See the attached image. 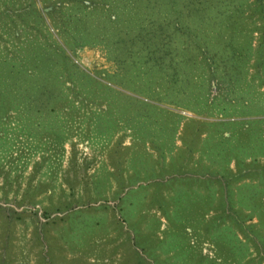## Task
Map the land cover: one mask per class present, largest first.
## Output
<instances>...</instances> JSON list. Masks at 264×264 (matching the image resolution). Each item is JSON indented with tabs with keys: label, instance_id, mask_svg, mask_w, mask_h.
<instances>
[{
	"label": "rangeland",
	"instance_id": "1",
	"mask_svg": "<svg viewBox=\"0 0 264 264\" xmlns=\"http://www.w3.org/2000/svg\"><path fill=\"white\" fill-rule=\"evenodd\" d=\"M102 1L82 0L78 17L66 19L67 3L59 10L51 0H0V59L22 63L34 48L23 49L27 39L43 40L65 53L60 80L41 76L60 88L49 97L71 96L73 80L96 93L78 87L95 100L38 107L45 95L32 91V73L18 79L20 109L5 112L8 96L0 93L4 264H264V86L251 76L259 32L250 30L259 19H242L246 61L247 39L234 37L238 15L193 13L190 54L200 37L206 66L225 83L211 87L199 61L187 67L189 87L180 92L166 90L160 74L121 69L125 51L105 49L123 42L114 41L118 28L96 18L114 9ZM30 5L42 16L25 12ZM122 10L114 13L123 25ZM129 27L119 28L122 36ZM246 79L238 91L225 89Z\"/></svg>",
	"mask_w": 264,
	"mask_h": 264
},
{
	"label": "trees",
	"instance_id": "2",
	"mask_svg": "<svg viewBox=\"0 0 264 264\" xmlns=\"http://www.w3.org/2000/svg\"><path fill=\"white\" fill-rule=\"evenodd\" d=\"M51 1L60 6L59 10L62 9L61 2L65 3V5L67 3L65 0ZM80 1L82 0H76V3H67L68 5L63 6L65 10L72 9L67 13L66 19H69L70 17H78L76 14L79 12L77 9L79 7L78 2ZM204 1L205 0H202V3ZM216 1L219 2L224 0H206L203 5V7L206 6V10L199 11L201 0H195V6H192V0H128V2L125 0H112V6L114 9L112 8V11L108 12L106 17L98 14L96 18L101 24L111 23L113 27L118 28L113 32L114 41L116 42L118 39H122L123 42L117 45L114 43V45L107 46L105 49L107 51H112L113 48H115L117 49V52L125 51L123 54L125 60L123 59V56H119L120 58H118V65H123V67L120 66L122 70L129 69V71L134 73H139L140 71L146 70L148 73L160 74L159 77H163L160 79V83L166 90H177L183 92L182 88L185 90V87H189V79L184 76L187 67L190 69L191 64L193 67L194 65H197L199 61L204 62L208 83L211 84V87H216V82L218 84L225 83L220 74H215L213 67L206 66L209 64L204 59L203 54L209 51V49L207 46H205V41L198 42L200 37L194 39L193 43L196 45V48L193 49L192 53L190 54L191 50L189 49H192L190 42L192 37H196V34L195 32L193 35L190 34L191 32H186V28L191 25V22L188 20V18H190L193 13L203 15L209 13H222L224 11L231 18H234L236 15H238L239 23H237L238 26L236 25L234 29H239L237 30V34H235L234 37H236L240 43L244 39H247L248 47L244 51V54H242L244 57L246 56L245 60L247 61V51L250 49V41L247 37V32L242 31V23H244L242 19L248 17L251 18L253 15H255V19H259V22L258 24L254 22L250 30H257L259 35L254 46L255 60L251 65V68L253 69L251 76L257 77V85L264 86V69L262 68V70H260L259 68L262 61H264V0H227L228 4L227 2L217 4L215 3ZM101 2L103 3V6L106 5V3H104L102 0ZM84 3L86 2L84 1ZM90 3L93 4L94 7H98L95 5V1H90ZM100 5L101 4H99V6ZM126 5L128 9L125 11L124 8ZM117 9H123L122 11L124 13V17L121 15V17L125 19V23H123V25L120 22L121 19H117V15L114 13V11ZM24 10L25 12H33L39 17L42 16L41 11L36 6L33 7L30 5L28 9L25 7ZM86 11L90 13L89 8H87ZM1 12L2 11H0V13ZM243 12H245V15H243ZM15 14L22 19V15H20L19 12H15ZM107 18L108 21H106ZM42 23L44 24V22ZM64 23L65 21H63V25ZM63 25L57 26L62 28ZM121 26H131L129 27L131 33L129 35L124 34L125 36H122L124 27L119 29ZM117 30L120 33H118ZM63 34L65 39H67L69 42V45L78 46L77 42H72L73 34L71 32L65 31ZM32 46L34 47L32 49L33 51L26 57L25 60H23L24 62L22 63V60L0 59V93L8 96L9 102L5 105V109H3L5 112L10 109L13 110V108L20 109L21 104L19 100H16L15 95L20 90L18 86V79L23 81V78H25L29 73L34 74L33 79L37 82L34 84L32 91L37 93L42 92L45 95L40 98L41 103L39 102L38 107H43L49 110V107L53 109L60 104V108L67 109L68 105L73 107L74 101H81L83 98L95 100L93 97L87 96V94H85V96H81L82 93H80L81 91L78 87L85 88L86 90L84 91L90 94L94 92L88 85H78L74 80L72 81L73 94H71V96L69 93L64 94V91H62L63 94L62 96H59L58 99H51L49 95L55 94V90L59 91L60 88H57L55 85L46 84L44 82L46 76H41L46 75L49 72L51 73L50 75L54 78V80H60V77L64 76V72L61 69L59 63L64 64L65 53L63 51L57 52V50H53L52 48H46L43 44V40L40 41L34 38L27 39L22 47L24 50H27ZM186 55L189 58V61H187V58L185 57ZM60 56L63 58L62 61L59 60ZM46 59L48 60L47 62L44 61ZM30 61L32 63L30 66H28ZM173 72L177 73V80L174 79L175 77L168 75L169 73ZM180 75L183 77L180 79L181 82L178 81V77L180 78ZM184 79L185 81H183ZM246 81L247 79L241 80L239 84L234 82L232 86H230L227 82V87L225 89L228 91L233 89L238 91L239 89L243 88L242 82ZM14 82H16L17 87ZM134 82H136V77ZM174 85H177V88H175ZM196 85H200L201 87L202 83H192L193 87ZM151 88L153 89V82H151ZM15 101H17L16 104ZM204 101L206 102V98ZM208 103L209 102H206V104ZM68 207H70L69 203L64 204L61 208V211L68 209ZM6 218L7 219H5V221L7 222L8 217ZM4 263H7V259L1 255L0 264Z\"/></svg>",
	"mask_w": 264,
	"mask_h": 264
}]
</instances>
